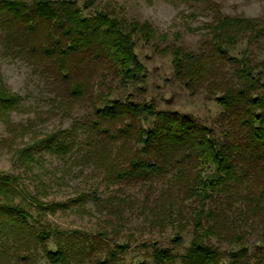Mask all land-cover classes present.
Returning a JSON list of instances; mask_svg holds the SVG:
<instances>
[{"label":"trees","instance_id":"obj_1","mask_svg":"<svg viewBox=\"0 0 264 264\" xmlns=\"http://www.w3.org/2000/svg\"><path fill=\"white\" fill-rule=\"evenodd\" d=\"M199 2L211 12L204 23L206 45L198 52L182 46L168 51L174 77L189 92L203 90L221 106L218 132L189 114L135 100L131 93L111 96L112 81L142 85L145 69L134 42L137 35L153 36L148 23L126 20L96 7L94 0L81 5L77 0H0L1 55L31 67L59 108H88L87 118L74 117L69 127L37 130L39 137L13 149L14 159L31 170L35 155L63 162L76 156L105 188L117 186L123 194L101 197L93 188L48 204L39 199L38 186L34 193L28 190L20 174L1 173L0 264H36L39 258L48 264H121L135 240L132 233L109 246L100 237L105 233L62 229L46 211L71 205L82 210L91 202L94 211L119 220L126 206L133 212L135 201L140 212L147 209L152 229L177 228L172 245L181 244L190 228L182 254L157 240L141 241L138 246L149 249L152 264H264L263 255L249 250L252 236L264 238V54L256 59L248 49H264V17L224 14L213 0ZM242 40L246 47L233 55L230 49ZM23 98L0 75V120L12 133L0 144L10 143L17 131L24 136L27 124L10 119ZM60 111L69 114L64 107ZM222 241L228 247L221 249Z\"/></svg>","mask_w":264,"mask_h":264},{"label":"rangeland","instance_id":"obj_2","mask_svg":"<svg viewBox=\"0 0 264 264\" xmlns=\"http://www.w3.org/2000/svg\"><path fill=\"white\" fill-rule=\"evenodd\" d=\"M84 0H77L78 5ZM219 4L220 11L224 14H240L247 17H264V0H213ZM95 6L111 10L115 15L124 17L126 20L135 19L139 22L148 23L154 30L150 39L135 36L134 50L145 69V76L139 88L129 85L122 86L118 81L111 82V96L124 98L131 93L135 100H151L157 109L176 110L189 114L194 120L211 126L216 132L219 131L217 117L221 106L209 98L205 91L196 90L189 92L173 75L172 55L168 48L182 46L187 50L200 51L206 45L207 37L204 23L211 19V12L204 8V3L199 0H94ZM246 47L245 41L239 42L230 52L239 56L240 51ZM256 59L264 54L263 48L251 45L248 48ZM0 75L7 87L14 92L20 93L24 98L19 110L10 113L11 121L27 124L26 132L21 137L17 131L10 143L0 144V175L20 174L21 181L29 191L34 193L38 186L39 199L45 203L64 202L74 197L80 191H88L97 188L101 197L108 194L123 196L117 191V186L105 188L98 175L90 168L80 165L77 159L66 162L55 157L42 154L37 157L36 163H30L32 169H25L20 162L13 157V149H18L29 143L33 136L39 137L37 130L48 131L58 127H69L74 117L79 120L87 118L88 108L75 105L73 107L63 105L69 114H64L53 100V93L49 86L33 72L31 67L20 60H11L3 57L0 53ZM141 87V88H140ZM105 90V87H101ZM106 91V90H105ZM55 112V114H54ZM29 122V123H28ZM34 131L35 134L33 132ZM5 124L0 120V140L11 138ZM7 145V146H6ZM39 176L42 186H39ZM125 193L129 194V187H124ZM133 195L137 194V188L130 190ZM138 195V194H137ZM132 206L133 212L129 213V207L124 208L123 217L117 220L115 217L104 216L94 211L91 202L86 203L82 210L76 205L66 209L56 208L53 212L46 211L47 219L62 229H79L88 234H96L98 231L105 233L100 235L109 246L115 242L127 240L129 233L133 234L134 241L130 249L121 255V264H136L143 261L152 264L149 257V249L138 246L143 240H157L161 244L172 247L173 252L182 254L186 250L191 236L188 227L182 233V242L179 245L169 243L171 235L176 227H166L162 231L152 229L149 225L150 218L147 209L142 211L138 208L140 203L135 201ZM111 218V219H109ZM110 222H105L106 220ZM113 229V230H112ZM264 238L254 235L249 240V250L256 255H263L256 251V246L262 245ZM221 249L228 247L225 241L218 243ZM49 246L54 244L49 242ZM36 264H48L44 258H39Z\"/></svg>","mask_w":264,"mask_h":264}]
</instances>
